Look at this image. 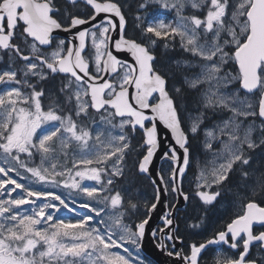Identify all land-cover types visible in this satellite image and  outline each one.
Instances as JSON below:
<instances>
[{
    "label": "snow or ice",
    "instance_id": "1",
    "mask_svg": "<svg viewBox=\"0 0 264 264\" xmlns=\"http://www.w3.org/2000/svg\"><path fill=\"white\" fill-rule=\"evenodd\" d=\"M158 40L191 57L173 62L182 84L170 87L158 67ZM0 62V264H145L139 253L162 194L175 202L152 236L171 264H201L216 245L212 264H264V0H0ZM189 94L195 112L178 103ZM161 128L168 169L154 172ZM201 137L211 171L189 194L183 179ZM126 171L154 188L142 212L119 186ZM232 184L238 212L186 244L180 198L214 205ZM61 186L80 196L48 190ZM61 208L75 218L57 216Z\"/></svg>",
    "mask_w": 264,
    "mask_h": 264
},
{
    "label": "trees",
    "instance_id": "2",
    "mask_svg": "<svg viewBox=\"0 0 264 264\" xmlns=\"http://www.w3.org/2000/svg\"><path fill=\"white\" fill-rule=\"evenodd\" d=\"M129 2H131V0H129ZM157 10H158V8L154 7L152 9V12L155 13ZM79 11L81 13H83L84 8L81 7L79 9ZM134 12H135V6L133 5V12L129 13V15H128L129 30L130 31H131L132 23H133V20H134ZM174 16H175L174 12H165L164 13V17L166 19H173L174 20ZM164 43H165V41H163V40H158L157 41L158 47L155 48V52H156V55H157V65L162 71H165V72L169 73V86L171 87L174 83L180 84L179 80L181 79V76L179 75L176 66H172L174 60L177 57L181 58V59H178V60L189 59L190 56L187 53H183L182 50L179 48L178 44H177V47L173 50V49H165L164 46H163ZM185 98L180 100V103H179L180 106L183 105L182 103H184L185 101L189 100L192 103L193 100H194V96L192 94L187 95ZM181 108H183V106H181ZM139 139H140L139 135L136 136V139H135V141L133 143H136V141H139ZM196 143L199 146V141H197L196 139L192 140L191 147H190L191 150L196 148ZM134 159H135V156H130L128 158V165L129 166L132 164ZM162 169L164 171H167V169H168L167 164L163 165ZM191 169H192V166H191ZM118 179L120 180V183H121L120 185H123L124 187H126L127 190L129 189L130 192H133V193L138 192V193H140V197H139L140 199H138V198L136 199V198H134L133 194H130V192H129V194L131 195L132 201L139 204L141 212L144 209V202H146V201H154V191H153L149 181L147 179H145L144 177H142V176H140L138 174H135L134 171L133 172H127L126 171L125 176L122 177V178H118ZM169 203H174V199L170 197L169 198ZM201 208H205V210L203 211V224H202L203 226H202V230H201L204 233V237H202V238L201 237H197V235H193L191 233H188L186 236H184L182 234V229H181V234L184 236L186 244L192 243V242L199 243V242H201L203 240H206L208 237H211L212 234L218 228V227L216 228L215 219H213L214 218L213 214H214V208L215 207L214 206H211V207H206L205 206L204 207V205H202ZM183 213L184 212L180 211L178 214L180 215V214H183ZM200 236H202V233L200 234ZM211 251H212V249H209V252H206L204 254V259L201 261V264H212V261L208 259L209 254L211 253Z\"/></svg>",
    "mask_w": 264,
    "mask_h": 264
},
{
    "label": "flooded vegetation",
    "instance_id": "3",
    "mask_svg": "<svg viewBox=\"0 0 264 264\" xmlns=\"http://www.w3.org/2000/svg\"><path fill=\"white\" fill-rule=\"evenodd\" d=\"M58 38H61V37H58ZM5 68H6V65L3 62H0V70H4ZM54 83L56 85V91H58L59 81L57 80ZM179 83L182 84L181 79L179 80ZM173 85H179V84L174 83ZM2 88H3V86H0V89H2ZM60 99H61V102H63V97H61ZM194 100H195V97H194ZM194 100L191 104L189 103V101H187L189 103V105L187 102H184V104L181 105V106H183V108H181V110L183 111L185 105H187V107L189 106L188 107L189 110L195 112L196 105L194 103ZM49 103H50V101L47 99V97L42 98V104L44 105L45 110H47ZM190 108H192V109H190ZM224 116L226 117L227 113H224ZM217 119H218V117H212V119L207 122L208 126H211L212 123L214 121H216ZM92 126H93V124L91 125V128H92ZM45 127H51V125H46ZM197 141H199V146L197 144L196 148L192 149L193 151L190 148L191 165H190V168H188L187 175L185 176V178L183 180V188H184L185 192H188L189 194H191L195 190L194 186L192 187L191 180H189V178H191V176L193 175V172L192 173L190 172L191 166H192V161L196 157H199L203 161V159L206 157V153H204V150L201 147L202 139L197 140ZM69 151L72 152V151H75V149H70ZM257 152H259V149L257 150ZM38 161H39V157L37 156L35 158L34 162L38 163ZM56 162L59 163V157H58V161H56ZM67 163H69L67 166L71 167V162H67ZM25 175H28V174L25 173ZM17 179H18V177H17ZM22 182L27 183L26 181H22ZM229 188H231L232 190L229 191ZM17 191H19V190H17ZM235 191H236V188H235L234 184L226 186L221 197L219 198V202L212 205L215 207L213 216L214 217L217 216L216 218H213V219H215L216 228L217 227L220 228L223 225H225L238 212L239 203L236 201ZM14 195H15V193H14ZM201 206H202V204L201 205L198 204V202L195 199H193L192 201H190L186 204V206L183 208V210H181L182 212H184L183 214L179 215L177 213L179 215V216L177 215V217L179 219L180 228L182 229V234L184 236H186L188 233H191L193 235H197V237H201V238L204 237V233L201 230H202V226H203L202 225L203 224V211L205 210V208H201ZM206 207H211V206H206ZM189 224H195V225H199V226L195 227V228H191V227H188ZM159 225H160V223H159ZM201 233H202V236H200ZM159 241H160V237H157V242L159 243ZM220 247L221 246H218L215 249H218Z\"/></svg>",
    "mask_w": 264,
    "mask_h": 264
},
{
    "label": "rangeland",
    "instance_id": "4",
    "mask_svg": "<svg viewBox=\"0 0 264 264\" xmlns=\"http://www.w3.org/2000/svg\"><path fill=\"white\" fill-rule=\"evenodd\" d=\"M186 12H187L188 14H191V13L193 12V10H192V9L190 8V6H189V7L186 9ZM174 15H175V14H174ZM174 19H175V16H174ZM189 59H191V57H190ZM172 66H176V65L173 63ZM189 72H190V71H189ZM181 79H182V78H181ZM227 115H228V113H227ZM96 123H97V124H96ZM96 123L93 124V126H92V130H93V132H95L98 128L102 127V125L100 124V121H99L98 119H97ZM114 134H115V133H114ZM257 135H258V133H257ZM201 139H203V137H201ZM201 142H202V141H201ZM196 146H197V143H196ZM75 151H76V150H75ZM71 153H72V152L69 151V156H68V160H67V162H71V161H72ZM204 153H206V152L204 151ZM114 159H115V158H113V160H114ZM210 160H211V156H210V154H208V153H206V157L203 159V161H202L199 157H196V158L193 159V161H192V169H191V171H190L191 173L193 172V175L191 176V178H189V180H191V182H192V187L194 186V188H195V186H196V184H197V182H198L197 177L200 175L202 169H203L204 171L210 173V171H211V164L209 163ZM64 162H65V158H64L63 154H59V163H58V164H63ZM38 163H39V161H38ZM109 163H111V162H109ZM68 164H69V163H67V165H68ZM47 166L50 167V163H49ZM83 184H84V185H89V186H94V182H92V181H84ZM30 186L35 187V188H39V187H40L39 184H33V185H30ZM121 188H122V190L126 193V195H125V199H128L129 197H131L130 194H133L134 198H136V199H137V198L140 199V198H139V197H140V193H138V192H135V193L130 192L129 189L127 190L126 187H124V186H121ZM48 190L53 191V192H55L56 194H59V195H61L62 197L66 198V199L77 198V197L80 196L79 193H77V192H75V191H72V190H69V189H65V188H63L62 186H61V187L50 188V189H48ZM127 191H128V192H127ZM129 192H130V194H129ZM13 195H14V194H13ZM14 196H15V195H14ZM81 202H83V201H81ZM38 203H40V202L38 201ZM53 203H58V201H53ZM71 206L75 207L76 205L73 204V205H71ZM22 209L30 210V206H28V205L22 206ZM48 211H52V210L49 209ZM79 211H81V212H86L87 210H86V209H79ZM56 215H57V216H60V217H63V218H66V219H67V218H75L74 215H73L72 213H68L67 210H66V209H63V208H61V212L56 213ZM139 256H140L141 258H143V260L145 261V264H151V263H149L146 259H144L143 255H142L141 253H139Z\"/></svg>",
    "mask_w": 264,
    "mask_h": 264
},
{
    "label": "water",
    "instance_id": "5",
    "mask_svg": "<svg viewBox=\"0 0 264 264\" xmlns=\"http://www.w3.org/2000/svg\"><path fill=\"white\" fill-rule=\"evenodd\" d=\"M58 37L71 39L68 33L59 32L56 33ZM118 56H123L126 54H117ZM166 135V131L161 128V148L160 152L157 153L156 159L153 164V171H159L161 164L164 162L160 159L161 153L165 150L164 144L168 143L169 141L164 140V137ZM170 139V138H169ZM187 173V170H186ZM185 173V175H186ZM149 180V179H148ZM150 181V180H149ZM151 182V181H150ZM163 186H161L162 188ZM167 202V195L162 194L160 204L158 205L157 210L153 213L152 219L150 221L149 226L146 229L145 237L142 241V249L141 253L148 258L150 261H152L154 264H171L172 259L171 257H168L165 255L158 247V244L156 243L155 239L156 236H152V229L157 228L158 224L161 223V214L165 211V203ZM187 203L183 201L182 198H180V204H179V211L182 210ZM161 239V237H160ZM218 246V245H216ZM215 247V246H210Z\"/></svg>",
    "mask_w": 264,
    "mask_h": 264
},
{
    "label": "bare ground",
    "instance_id": "6",
    "mask_svg": "<svg viewBox=\"0 0 264 264\" xmlns=\"http://www.w3.org/2000/svg\"><path fill=\"white\" fill-rule=\"evenodd\" d=\"M176 59H181V58H179V57H177ZM186 99V98H185ZM189 101V100H188ZM185 102H187V101H185ZM190 102V101H189ZM178 103H180V101L178 102ZM182 103V102H181ZM188 103V102H187ZM186 103V104H187ZM182 104H184V103H182ZM189 104V103H188ZM190 104H191V102H190ZM189 107V106H188ZM193 108V107H192ZM192 108H190V109H192ZM194 109V108H193ZM196 109V108H195ZM97 124V123H96ZM134 142V141H133ZM149 183L151 184V182L149 181ZM151 187H152V189H153V191H154V188H153V186H152V184H151ZM143 198V197H142ZM167 202H169V197L167 196ZM174 202H175V200H174ZM212 213V212H211ZM218 214V213H217ZM176 215H178V214H176ZM217 217V216H216ZM216 217H214V218H216ZM159 225V224H158ZM157 237H160V235L158 234L157 236H156V239H155V241H156V243L157 244H159L158 242H157Z\"/></svg>",
    "mask_w": 264,
    "mask_h": 264
}]
</instances>
